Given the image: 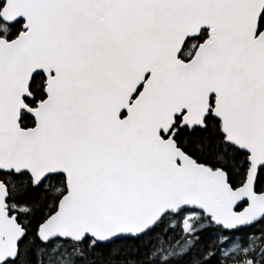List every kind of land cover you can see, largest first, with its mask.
I'll return each instance as SVG.
<instances>
[{
	"label": "snow or ice",
	"instance_id": "obj_1",
	"mask_svg": "<svg viewBox=\"0 0 264 264\" xmlns=\"http://www.w3.org/2000/svg\"><path fill=\"white\" fill-rule=\"evenodd\" d=\"M0 264H264V0H0Z\"/></svg>",
	"mask_w": 264,
	"mask_h": 264
}]
</instances>
